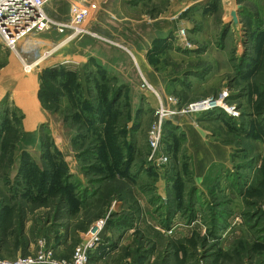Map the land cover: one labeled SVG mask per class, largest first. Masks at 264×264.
<instances>
[{"label": "rangeland", "instance_id": "rangeland-1", "mask_svg": "<svg viewBox=\"0 0 264 264\" xmlns=\"http://www.w3.org/2000/svg\"><path fill=\"white\" fill-rule=\"evenodd\" d=\"M72 1L78 0H49L45 10L54 21L65 22ZM88 1L90 31L99 37L85 34L62 43L64 36L51 30L24 38L17 54L0 46V259L38 252L39 241L53 258L69 259L86 233L105 221L108 236L90 252L89 264H264V0H224V11L221 0L192 3L183 11V26L168 32L164 43L155 42L154 49L166 55L152 59L156 86L182 103L223 93L237 112L222 117L224 126L212 124L234 147L232 158L239 163L227 170L239 174L228 184L238 187L231 193L242 194L244 207L232 219L239 218L247 230L232 239L221 238L229 215L212 229V217L220 213L215 206L226 203L220 191L210 197L214 207L201 204L198 231L181 234L159 227L163 209L155 208L158 213L145 219L126 185L112 177L123 168L122 158L130 154L134 159L138 140L148 174L191 172L183 153L171 156V167L148 171L147 132L154 110L139 89L143 79L138 81L136 69L130 70L127 86L106 62L73 53L85 36L87 46L103 53L106 48L126 55L132 51V31L119 42L112 23L106 28L107 22L94 20L128 17L127 6L120 7L119 17L114 0ZM230 8L237 12L236 23L227 13ZM46 50L52 51L48 57L42 56ZM27 66H32V82ZM31 84L37 112L24 102ZM170 137L165 133L163 141L171 142Z\"/></svg>", "mask_w": 264, "mask_h": 264}, {"label": "crops", "instance_id": "crops-1", "mask_svg": "<svg viewBox=\"0 0 264 264\" xmlns=\"http://www.w3.org/2000/svg\"><path fill=\"white\" fill-rule=\"evenodd\" d=\"M199 1L201 0L111 1V6L114 8L116 15L120 11L121 6L123 8L127 6L128 17L124 16L121 18V13L119 12L118 16L120 18H94V20L101 21L103 24L107 22L105 23L106 28H111L107 24L112 23V32L120 38L119 42H126V37L124 35L127 34L126 32L132 31L135 38L128 43L132 51L128 49L129 51L127 50L128 54L126 55L121 50H109V48H106V53H103L102 51L100 52L97 47L87 46L86 44L88 41L86 39L88 36H85L83 39L79 38L78 49L73 53H77L78 51L80 54L79 56L83 60L94 57L101 60L102 64L106 62L107 65L114 69V75L117 78L120 76V79L124 81L123 84L127 86L130 84L129 82L132 81L130 70L132 69L134 72V68L138 74V81H141V78L145 79L156 88L157 91H164L163 87L161 88L160 86L158 88L156 86L159 81H157L153 73L155 70L152 65V59L155 61L161 58V56L166 55V53L161 52L158 47V49L156 48L157 50L154 49L156 47L155 42L158 41V45L164 43L163 41L168 32H174L180 26H183L184 20L182 14L184 9L192 3ZM220 3L222 10H226L224 0H221ZM231 10L232 9L227 10V13H230ZM119 72L127 76V79L123 78V75L119 74ZM139 83H137L136 86H138ZM1 95L2 92L0 97ZM143 96L146 101L149 102L150 107L153 108L156 102L155 97L149 94H143ZM220 116H218V113L212 114L210 112L193 114L192 116L180 118L176 123V126H178L177 133L180 134V139L174 146L176 153L173 151L169 153L170 156L175 154L174 157H177V154L180 153L185 155L191 172L189 175L176 173L174 171L173 174L170 175L167 173L158 176L148 174L144 161H140V158H144L145 156V150L142 148V144L139 140L136 142V146L134 147V159L132 158L127 167L128 173L126 175H121L119 171H117L118 174L115 173L112 177L115 178L117 182L126 185L129 193L137 202L141 215L145 217V219L148 215L157 214L158 212H154L153 210L159 208L160 210L163 209L161 214H164V218L167 216V211L168 214H170L171 223L169 230L171 232L178 231L182 234L183 232L198 231L200 225L198 218L202 210L200 207L201 204H203V206L208 204V206L214 207L215 201H212V199L210 200V197H212L213 193L220 191L224 195L222 196L223 198L227 196L226 203L217 204L214 211L220 210V213L218 214L215 212V214L218 216L229 215L227 224L221 231V238L232 239L238 234L240 236V232H245V230H247V225L239 218L232 219L241 216L244 207L242 206V194L237 196V194L231 193L236 190V186L228 184V182H231V178L239 176V174H227V170H231L230 166L235 167L238 163L236 162L238 158H232V149L234 147L230 145L229 141L220 139L218 131L212 129V124L215 126L217 123H222L223 126L225 125L222 122V117H225V115L223 114ZM240 122L241 120L238 121V123ZM143 147L145 148V145ZM135 165H137V167H135ZM257 166H259L258 163L254 164V167ZM129 171L132 173H129ZM182 188L186 190L185 193L181 191ZM155 200L156 202H154ZM207 201L209 203H207ZM183 202L185 204H182ZM235 202L241 204L240 209L238 204V209L234 207ZM186 208H191L192 214L196 217L194 218L195 220L191 221L189 224L185 223L186 216L188 215ZM159 227L167 229L162 226V223L159 224Z\"/></svg>", "mask_w": 264, "mask_h": 264}, {"label": "built area", "instance_id": "built-area-1", "mask_svg": "<svg viewBox=\"0 0 264 264\" xmlns=\"http://www.w3.org/2000/svg\"><path fill=\"white\" fill-rule=\"evenodd\" d=\"M48 1L0 0L1 48L17 54L18 44L24 38L30 35L50 32L51 30H55L58 34L64 36L62 43L85 34L99 37L96 33L90 31L92 14L88 0L85 2L72 1L69 17L65 22H57L50 17L45 10V5ZM51 53V50H46L42 56L46 55L48 57ZM34 63L37 64L38 62L36 63L35 61ZM139 89L143 94L152 95L156 99L153 107L154 114L151 127L147 132V141L149 146L148 163L159 172L172 165L170 153L164 149L165 122L170 121L176 124L182 117L209 113L217 109H222L229 115L237 116L234 108L225 102L223 93L219 97H203L195 101L182 103L173 94L157 91L145 79L140 83ZM261 210L264 211V204H262ZM91 230L75 246L69 259L53 258L52 250L45 249L42 245L43 242L39 241L40 249L38 252L30 251L28 255L17 256L14 259H0V264H89L90 252L96 250L103 243L104 234L108 236L105 221L97 223L94 229Z\"/></svg>", "mask_w": 264, "mask_h": 264}, {"label": "trees", "instance_id": "trees-1", "mask_svg": "<svg viewBox=\"0 0 264 264\" xmlns=\"http://www.w3.org/2000/svg\"><path fill=\"white\" fill-rule=\"evenodd\" d=\"M249 16H251V15H249ZM262 34H264V32H262ZM255 36H256V39H257V35L256 34H255ZM255 67H256V71H257L258 68H259V63L256 64ZM101 73H103L102 70H101ZM217 110H220L222 112V114H224L225 116H227V113L224 110H222V109H217ZM212 112H210V113H212ZM93 115H94V118L98 116L95 112L92 114V116ZM230 118H231V116H230ZM237 129H239V128H237ZM164 130H165V132H164L163 140L165 139V133H166L167 136H171L168 139H172L171 142L169 140L167 142L164 141L165 149H166L167 152H170V151L175 152L176 150L174 149V146L178 142V140L180 139V136H179L180 134L177 133V126H175L174 124H172L170 121H167L164 124ZM106 149H108V147ZM108 151H110V150L108 149ZM110 153H111V151H110ZM111 156H112V153H111ZM118 158H119V156H118ZM112 160H114L113 156H112ZM131 160H132V156L130 154H128L125 158H122V160H121L122 166L121 167H123V168L121 170L127 169V167L129 166V163H130ZM113 166L114 165H112V167ZM153 169H154L153 167H151V166L149 167V171L152 174L154 172ZM121 170H119V171L121 172ZM166 173H168L170 175V174H173V171H171V172L168 171ZM240 185L241 184H238L239 187H240ZM236 189H238L237 186H236ZM186 210L188 212V215L186 217H188L191 221L195 220L194 218H196V217L194 216V214H192V209L191 208H186ZM223 216L224 215H220V217L218 218L216 214L213 215V217H212V229L213 228L216 229V226L218 225L219 222L222 223ZM170 217L171 216H170V214H168V211H167V216L165 217L164 221L162 222V226L165 227V228H167V229L170 228V223H171V218ZM226 224H227V222L225 221V223H222L221 225H226ZM211 232H212V230H211ZM89 261H90V254H89Z\"/></svg>", "mask_w": 264, "mask_h": 264}, {"label": "bare ground", "instance_id": "bare-ground-1", "mask_svg": "<svg viewBox=\"0 0 264 264\" xmlns=\"http://www.w3.org/2000/svg\"><path fill=\"white\" fill-rule=\"evenodd\" d=\"M26 72L28 73L29 81L32 82V75L30 74L32 72V69L27 66ZM30 91L31 92L28 95L24 96V102H25L26 106H28L31 110H33L34 112H37L38 111L37 100H36V97H35V94H34V89H33L32 84H31Z\"/></svg>", "mask_w": 264, "mask_h": 264}, {"label": "water", "instance_id": "water-1", "mask_svg": "<svg viewBox=\"0 0 264 264\" xmlns=\"http://www.w3.org/2000/svg\"><path fill=\"white\" fill-rule=\"evenodd\" d=\"M237 12L236 10H231L230 11V17L231 19L236 23L237 22V16H236Z\"/></svg>", "mask_w": 264, "mask_h": 264}]
</instances>
